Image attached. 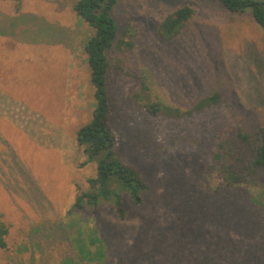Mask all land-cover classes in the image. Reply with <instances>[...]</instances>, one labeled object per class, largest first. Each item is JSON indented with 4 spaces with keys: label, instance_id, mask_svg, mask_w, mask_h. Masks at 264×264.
<instances>
[{
    "label": "rangeland",
    "instance_id": "374dc122",
    "mask_svg": "<svg viewBox=\"0 0 264 264\" xmlns=\"http://www.w3.org/2000/svg\"><path fill=\"white\" fill-rule=\"evenodd\" d=\"M74 1L0 0V264H264V189L226 185L212 160L220 136L264 124V29L217 0L117 1L118 36L133 44L109 54L110 122L149 186L119 219L108 205L70 209L96 168L76 142L95 99L93 30ZM185 4L195 13L163 39L161 20ZM214 89L224 101L190 117L141 105L146 92L185 108Z\"/></svg>",
    "mask_w": 264,
    "mask_h": 264
},
{
    "label": "trees",
    "instance_id": "16d2710c",
    "mask_svg": "<svg viewBox=\"0 0 264 264\" xmlns=\"http://www.w3.org/2000/svg\"><path fill=\"white\" fill-rule=\"evenodd\" d=\"M118 0H75L73 12L92 28V34L84 43L90 70V82L94 87L95 104L91 118L76 129V142L82 147L85 161H94L95 175L87 179V189L79 192L70 209L96 213L103 205L111 206L119 219L125 217L124 198L135 205L143 202L142 194L148 183L140 169L126 162L117 150V138L110 122L111 111L107 91L108 69L111 64L110 51L132 47V40L118 36L119 24L114 16ZM225 9L240 14L250 12L253 20L264 29V0H217ZM195 9L182 5L171 10L161 20L158 32L167 40L175 36L193 16ZM128 27L125 28L127 30ZM142 90L147 89L141 81ZM140 97L137 95V99ZM141 105L148 115L168 118L190 117L196 113L218 106L224 94L214 89L185 108L167 104L160 100H149L146 92L141 96ZM217 163L218 174L226 185L241 183L258 184L264 189V124L248 130L239 127L229 135L217 139L212 156ZM9 226L0 219V249L7 247ZM103 247V246H101ZM93 251L101 257L103 249ZM82 254L93 260L92 253Z\"/></svg>",
    "mask_w": 264,
    "mask_h": 264
}]
</instances>
